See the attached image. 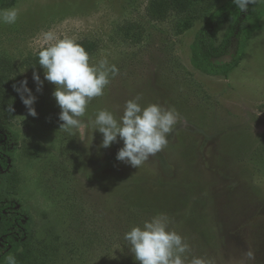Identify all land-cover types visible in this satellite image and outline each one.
Listing matches in <instances>:
<instances>
[{
  "label": "rangeland",
  "instance_id": "rangeland-1",
  "mask_svg": "<svg viewBox=\"0 0 264 264\" xmlns=\"http://www.w3.org/2000/svg\"><path fill=\"white\" fill-rule=\"evenodd\" d=\"M227 1L18 0L16 23H0V126L19 136L0 198L32 217L17 264H139L124 234L157 214L190 245L189 259L264 264V18L229 78L191 63L200 29ZM49 31L119 69L83 119L101 109L119 119L137 95L141 107L176 109L162 151L137 169L116 159L119 137L103 148L98 130L88 141L59 132L56 86L38 60ZM23 80L36 117L13 87Z\"/></svg>",
  "mask_w": 264,
  "mask_h": 264
},
{
  "label": "clouds",
  "instance_id": "clouds-1",
  "mask_svg": "<svg viewBox=\"0 0 264 264\" xmlns=\"http://www.w3.org/2000/svg\"><path fill=\"white\" fill-rule=\"evenodd\" d=\"M241 13L249 10L256 0H232ZM18 9H0V23L14 24L18 19ZM46 46L38 51L39 65L44 69V79L53 83V96L61 109L62 121L59 132L78 135L81 141H88L90 130L95 129L103 135L101 147L109 148L119 137L124 146L118 151L116 159L139 168L149 157L162 151L169 143L168 135L179 119L175 108L165 109L159 104L141 107L137 95L125 102L123 114L117 119L107 110H98L93 118L83 119L86 109L93 98L104 95L111 79L119 75L115 64L106 58L90 63V56L83 46L73 38H58L53 32L43 34ZM54 41V42H53ZM51 42V43H49ZM37 92L42 91L44 81L38 73H33ZM23 80L19 86L13 85L28 114L37 116L34 108L37 97ZM9 112L14 111L12 106ZM139 264H209L204 258L188 257L190 245L185 238L169 228L165 214H157L145 220L141 226H134L124 234ZM250 259L251 252L246 254ZM7 264H17L16 258L9 254Z\"/></svg>",
  "mask_w": 264,
  "mask_h": 264
},
{
  "label": "trees",
  "instance_id": "trees-1",
  "mask_svg": "<svg viewBox=\"0 0 264 264\" xmlns=\"http://www.w3.org/2000/svg\"><path fill=\"white\" fill-rule=\"evenodd\" d=\"M18 0H0V9L13 8ZM264 18V0H256L247 12L241 13L228 0L215 11L200 29L191 47L193 67L212 77L229 78L246 55L253 35ZM235 51L230 52L233 44ZM19 136L0 126V175L10 166ZM32 217L16 199L0 198V264L5 257L18 253L31 238Z\"/></svg>",
  "mask_w": 264,
  "mask_h": 264
},
{
  "label": "flooded vegetation",
  "instance_id": "flooded-vegetation-1",
  "mask_svg": "<svg viewBox=\"0 0 264 264\" xmlns=\"http://www.w3.org/2000/svg\"><path fill=\"white\" fill-rule=\"evenodd\" d=\"M12 159H10V162H11ZM32 225V224H31Z\"/></svg>",
  "mask_w": 264,
  "mask_h": 264
}]
</instances>
